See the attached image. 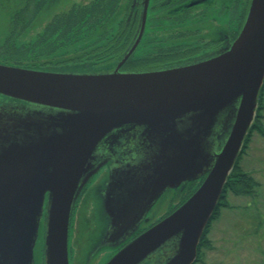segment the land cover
I'll return each mask as SVG.
<instances>
[{
  "label": "water",
  "instance_id": "water-1",
  "mask_svg": "<svg viewBox=\"0 0 264 264\" xmlns=\"http://www.w3.org/2000/svg\"><path fill=\"white\" fill-rule=\"evenodd\" d=\"M247 9L231 44L165 68L50 71L0 62V264H35V252L40 264H70L74 205L105 163L118 168L96 188L110 193L108 203L100 197L106 224L108 207L116 209L112 229L101 231L117 250L105 264H193L263 85L264 0ZM195 180L203 181L189 197L143 230L162 197L176 191L177 201Z\"/></svg>",
  "mask_w": 264,
  "mask_h": 264
},
{
  "label": "flooded vegetation",
  "instance_id": "flooded-vegetation-1",
  "mask_svg": "<svg viewBox=\"0 0 264 264\" xmlns=\"http://www.w3.org/2000/svg\"><path fill=\"white\" fill-rule=\"evenodd\" d=\"M250 1L0 0V12L8 14L7 31L3 36L0 31V61L44 66L114 63L121 72L137 70L134 65L146 55L164 54L169 59L176 56L175 62L190 61L233 42ZM50 5L54 8L48 18H41ZM69 10L74 11L75 23L67 28L65 15L60 13ZM8 101V107L14 106ZM95 174L79 194L80 199L89 194ZM174 197L167 200L164 211ZM157 206L151 210L155 214ZM73 257L70 264H74Z\"/></svg>",
  "mask_w": 264,
  "mask_h": 264
},
{
  "label": "rangeland",
  "instance_id": "rangeland-1",
  "mask_svg": "<svg viewBox=\"0 0 264 264\" xmlns=\"http://www.w3.org/2000/svg\"><path fill=\"white\" fill-rule=\"evenodd\" d=\"M54 5L46 10V15H42L41 18H48L49 13H51ZM49 11V12H48ZM7 11L0 12V31L5 33L7 31V24L5 20L7 19ZM46 20V19H45ZM43 21V20H42ZM57 40V39H55ZM208 55V54H206ZM114 63H109L108 65L92 66L91 64H83L82 67H70L69 64L62 66L58 65H47L40 68L46 70H68L70 67L73 71L82 72L83 71H114L116 68ZM34 65V64H33ZM20 66V64H19ZM114 67V69H113ZM264 103V95L263 101ZM13 104V103H11ZM15 104H18L15 102ZM25 105V104H24ZM27 107L32 106L27 104ZM232 110L230 105L226 110ZM261 118L259 124L264 130V109L260 112ZM223 113L214 114L215 116L210 122L211 136H214L219 131L218 123L221 120V115ZM264 133V132H263ZM116 134L113 133L112 137ZM245 154H243L240 159V167L243 172L247 173L256 183L254 187V193L251 196L235 195L232 192H227L226 203L227 207L220 208L219 217L213 220L210 224L208 233L206 235V241H208L209 246H203L198 252L200 260L193 262L194 264H264V135L259 134V132L254 131L251 134L250 141L247 144ZM200 160L204 156V151L199 150ZM204 165L202 168L204 170ZM100 172H96L95 183L93 186H89L91 194H86L84 198L78 201L75 208L73 209L74 218L72 216V226H70L69 235V258L72 256L74 259V264H105L114 254L115 249L109 246L110 239L106 235L101 233L105 227L107 230L112 229V223L115 222L116 209L111 206L108 207L112 214L109 219V223L106 224L101 219L102 211V199L108 203L110 199V193L108 196L107 191H99V195H96V188L100 190L106 187V179L113 173H115L118 168L110 163H105L100 167ZM197 169V168H196ZM202 169L198 170L197 173L202 172ZM99 171V170H98ZM133 173V170H131ZM107 175V178H105ZM106 183V184H105ZM84 188V187H83ZM102 199H101V198ZM167 194L165 198H161L157 203L156 215L153 220L156 221L164 215V207L168 204ZM86 205V218L88 221V230L83 234L85 225L87 221L80 216ZM168 210L171 207H167ZM167 210V211H168ZM164 211V212H163ZM125 211H121L124 215ZM152 211L147 212V216H151ZM152 222V223H153ZM106 224V225H105ZM40 234V235H39ZM85 235L88 243L84 237ZM44 237H42L41 232H38V238L35 244V250L41 249L43 247ZM40 247V248H39ZM35 264H40L39 254L35 257ZM43 260V259H42ZM71 260V259H70Z\"/></svg>",
  "mask_w": 264,
  "mask_h": 264
},
{
  "label": "trees",
  "instance_id": "trees-1",
  "mask_svg": "<svg viewBox=\"0 0 264 264\" xmlns=\"http://www.w3.org/2000/svg\"><path fill=\"white\" fill-rule=\"evenodd\" d=\"M74 11H65L60 13V15H65V23L67 25V28H70L72 25H74L75 21L74 20ZM67 38V36H66ZM65 38V39H66ZM67 41L69 39H66ZM125 55V54H124ZM151 55V54H150ZM177 55V54H176ZM180 56L182 54H179ZM147 57H144V60H138V64L134 65V67H137V70L135 71H147V70H152V69H159V68H165L167 66H170L171 64H176V63H180L183 60H178V61H173V57L176 56H172V58H167L166 55L164 56V54H156V56L152 57L149 55H146ZM129 61H133L132 59H129ZM1 63H8V62H3L0 61ZM136 63V62H135ZM9 64H13L12 62H9ZM83 64H91L90 62H86V63H69L70 67H82ZM14 65V64H13ZM16 65V64H15ZM19 66V65H18ZM20 66H25V67H30V68H42L45 67L47 65H38V64H32V63H24ZM69 67V69H71ZM127 72H131V71H127ZM263 95H264V80H263V85L261 87L260 93H259V97H258V105L256 108V112H255V117H254V121L253 123H251V127L248 131V134L245 137L242 149L240 151V154L238 155L235 165H233V169L231 171V173L229 174V176H227V181L224 185V188L222 190V193L220 195V198L215 206V209L210 217V219H208L209 221L207 222L204 230H202V235L200 237V240L198 245H197V255H196V259L194 261L197 262L200 260V256L198 252L200 250L201 247L209 246L208 241H206V235L208 233L210 224L213 220H215L216 218L219 217L220 214V208L221 207H227V203H226V194L227 192H232L235 195H244V196H251L254 193V187L256 185V183L254 182V180L245 172H243L242 168L240 167V159L242 158L243 154H245V150L247 148V144L250 141V137L251 134H253L254 131L259 132V134L264 135V130L263 127L259 124L260 118H261V111L264 109V103L263 101ZM199 185V181H192L190 186H187L185 191L183 192V194L181 195L179 201L177 202V204L175 205H171V209L167 212V214H169L171 211H173L175 208L178 207V205L180 204L182 199H186L187 197H189L195 190V188H197ZM183 202V201H182ZM43 236V235H42ZM193 263V264H194Z\"/></svg>",
  "mask_w": 264,
  "mask_h": 264
}]
</instances>
